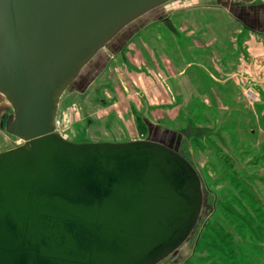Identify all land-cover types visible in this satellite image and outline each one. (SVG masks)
I'll return each instance as SVG.
<instances>
[{"label":"water","instance_id":"95a60500","mask_svg":"<svg viewBox=\"0 0 264 264\" xmlns=\"http://www.w3.org/2000/svg\"><path fill=\"white\" fill-rule=\"evenodd\" d=\"M179 0H0V264H158L194 229L200 179L154 142L71 143L60 100L124 28ZM251 4L256 0H231Z\"/></svg>","mask_w":264,"mask_h":264},{"label":"rangeland","instance_id":"374dc122","mask_svg":"<svg viewBox=\"0 0 264 264\" xmlns=\"http://www.w3.org/2000/svg\"><path fill=\"white\" fill-rule=\"evenodd\" d=\"M263 4L166 3L124 28L60 100L56 133L66 141L154 142L197 173V223L158 264H264V114L254 116L243 94L211 103L204 90L211 60L224 56L240 28L264 34ZM212 41L217 55L204 49ZM12 115L0 95V153L23 145L5 131Z\"/></svg>","mask_w":264,"mask_h":264},{"label":"crops","instance_id":"0c3cea01","mask_svg":"<svg viewBox=\"0 0 264 264\" xmlns=\"http://www.w3.org/2000/svg\"><path fill=\"white\" fill-rule=\"evenodd\" d=\"M235 37L237 38L235 41L231 38L230 46L227 43L222 49L224 53L222 58L214 56L215 59L211 60L214 72L211 71L210 81L204 85L207 93L205 97L209 98L211 103L219 98L233 102L238 97L242 99L246 88H252L258 92L260 99L252 107L248 106L249 110L255 114L254 116L264 114V34H251L240 28ZM218 44V41L206 42L204 49L207 52L209 50L214 52ZM213 54L217 55L215 52ZM199 88L198 90L194 88L196 95Z\"/></svg>","mask_w":264,"mask_h":264},{"label":"built area","instance_id":"2783aa9c","mask_svg":"<svg viewBox=\"0 0 264 264\" xmlns=\"http://www.w3.org/2000/svg\"><path fill=\"white\" fill-rule=\"evenodd\" d=\"M243 96L245 100H247L248 102L252 104L258 103L260 99L258 92L252 91L250 89L244 90Z\"/></svg>","mask_w":264,"mask_h":264},{"label":"bare ground","instance_id":"6f19581e","mask_svg":"<svg viewBox=\"0 0 264 264\" xmlns=\"http://www.w3.org/2000/svg\"><path fill=\"white\" fill-rule=\"evenodd\" d=\"M230 1H231V0H230ZM232 2H234V1H232ZM254 2H255V1H254ZM236 3H238V2H236ZM251 4H252V3H251ZM98 53H99V52H98ZM98 53H97V54H98ZM97 54H96V55H97Z\"/></svg>","mask_w":264,"mask_h":264}]
</instances>
